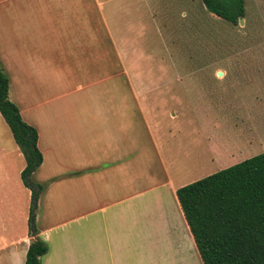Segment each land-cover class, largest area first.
<instances>
[{
  "label": "crops",
  "instance_id": "obj_1",
  "mask_svg": "<svg viewBox=\"0 0 264 264\" xmlns=\"http://www.w3.org/2000/svg\"><path fill=\"white\" fill-rule=\"evenodd\" d=\"M114 1L115 31L112 0H0L8 96L36 130L42 163L33 177L45 187L33 208L21 179L24 156L0 114V264H25L32 226L48 247L41 264H203L176 196L191 184L177 167L188 153L181 129L168 126L158 137L163 129L145 116L155 109L139 100L163 94L159 88L182 75L165 72L164 60H150L148 47L139 49L124 33L122 12L138 13L137 3ZM170 8V0H149L142 28L157 37L163 15L155 13ZM141 62H156L153 75L142 74ZM74 72L85 80L101 76L78 85L80 97L71 101L64 82ZM112 79L118 83L111 91L85 92ZM169 135H177L173 145Z\"/></svg>",
  "mask_w": 264,
  "mask_h": 264
},
{
  "label": "rangeland",
  "instance_id": "obj_2",
  "mask_svg": "<svg viewBox=\"0 0 264 264\" xmlns=\"http://www.w3.org/2000/svg\"><path fill=\"white\" fill-rule=\"evenodd\" d=\"M148 1L134 0L138 13L122 12L123 22L119 23L139 49L148 47L145 54L150 55V60L161 58L166 64L165 72L172 77L182 75L181 82H166L159 88L164 89L163 94L157 91L139 100L144 108L155 109V113L145 116L163 129L158 131V137L163 131L166 133L168 126L181 129L182 147L188 153L185 163L180 155L177 167L184 182H195L264 152V0H244L245 17L238 25L207 12L201 0H170V9L155 13L163 15L157 17L158 23L155 21L157 37L151 28H142L146 24L143 10ZM115 3L112 0L107 5L108 14L113 15ZM31 5L35 9L33 2ZM110 21L115 31L114 15ZM157 24L163 40L158 36ZM130 29L133 30L128 32ZM102 35L106 36L101 28V39ZM154 44L156 48L151 51L149 46L153 48ZM152 63L153 66L145 67L147 62H141L140 71L153 75L157 64ZM107 70L114 73L116 69L112 65ZM100 76L92 74L90 80H85L75 74L66 79L64 89L74 93L71 101L80 97L74 92L78 85L85 86ZM117 83V79H112L92 85L85 92L111 91ZM91 102L94 105V100ZM176 140L177 135L168 136L170 145ZM211 152L218 158L211 156Z\"/></svg>",
  "mask_w": 264,
  "mask_h": 264
},
{
  "label": "trees",
  "instance_id": "obj_3",
  "mask_svg": "<svg viewBox=\"0 0 264 264\" xmlns=\"http://www.w3.org/2000/svg\"><path fill=\"white\" fill-rule=\"evenodd\" d=\"M210 14L233 25L245 17L244 0H201ZM0 65V114L25 159L21 179L33 208L45 187L34 181L42 163L37 133L9 100ZM176 196L203 264H264V152L183 186ZM33 222V216L32 221ZM32 236L25 264H41L47 245Z\"/></svg>",
  "mask_w": 264,
  "mask_h": 264
},
{
  "label": "water",
  "instance_id": "obj_4",
  "mask_svg": "<svg viewBox=\"0 0 264 264\" xmlns=\"http://www.w3.org/2000/svg\"><path fill=\"white\" fill-rule=\"evenodd\" d=\"M239 22H240V24H242V19H239ZM221 74L220 73H218V76H220Z\"/></svg>",
  "mask_w": 264,
  "mask_h": 264
}]
</instances>
